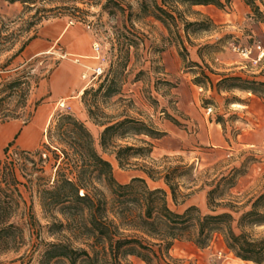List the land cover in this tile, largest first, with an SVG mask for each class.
I'll use <instances>...</instances> for the list:
<instances>
[{"label": "rangeland", "instance_id": "obj_1", "mask_svg": "<svg viewBox=\"0 0 264 264\" xmlns=\"http://www.w3.org/2000/svg\"><path fill=\"white\" fill-rule=\"evenodd\" d=\"M221 1H227L224 9L180 7L183 19L194 24L184 32L183 24H179L178 41L153 17L152 0L144 1L145 12L141 10L142 0H30L31 4L0 0V86L26 72L32 76V86L38 82L31 90L24 116L0 124L1 183L4 187L12 176L17 182L4 189H16L12 197L17 205L11 210L9 222L22 232L16 249L0 253V264H39L45 244L56 240L70 243L76 250L87 249L73 229L49 235V213L36 192L39 185L52 181L54 176L52 155L43 144H48V127L59 114H70L84 124L96 152L110 163L120 184L142 178L150 189L168 192L158 175L153 174L157 179H149L144 170L189 168L178 180L180 194L187 196L183 203L179 198L174 205L168 194V206L177 213L194 206L201 214H209L207 192L222 176L231 178L233 185L221 184L222 192L215 194V199L224 206L216 208V213L231 210L237 221L243 212L252 209L264 194V101L244 91L218 90L216 84L222 76L264 82V0H256L262 21L243 0ZM58 19L88 37L90 51L94 43L99 45L98 63L104 71L90 86L93 88L86 87L81 95L65 100L63 108L58 107L62 101L52 96L49 82L66 59L56 53L28 59L23 52L33 39L12 58L29 38L37 37L40 26ZM82 61L86 66L79 67L76 75L84 88L80 75L94 61ZM99 82L102 88L96 92ZM108 87L114 90L109 95ZM85 90L88 93L83 96ZM43 109L45 115L34 128L36 137L32 142L33 134L24 131ZM27 114L32 116L24 123ZM124 119L141 122L164 135L153 139L137 134L134 128H121L101 145L105 125ZM148 145L151 153L145 158L121 164L116 160L119 148H150ZM37 151L41 152V161L35 155ZM228 203L235 209L226 207ZM255 204V209L264 214V199ZM51 214L62 219L57 209ZM244 232L254 239L264 238V220ZM169 256L177 264H252L235 258L219 235H213L204 249L190 242H174ZM128 262L144 264L135 258H128ZM54 264L69 263L59 260Z\"/></svg>", "mask_w": 264, "mask_h": 264}, {"label": "trees", "instance_id": "obj_2", "mask_svg": "<svg viewBox=\"0 0 264 264\" xmlns=\"http://www.w3.org/2000/svg\"><path fill=\"white\" fill-rule=\"evenodd\" d=\"M142 1L141 10L145 12L147 5L144 4L145 0ZM243 1L252 14L262 21L263 15L256 0ZM8 2L31 4L30 0ZM152 3L155 20L179 41V24H183V32L194 24L183 19L180 7L213 6L224 9L227 1L160 0L157 4L152 0ZM34 37L29 38L12 58L21 54ZM179 44L182 45L181 42ZM182 49L185 51V48ZM31 79L30 73L26 72L0 86V124L19 120L24 116L31 90L38 86L37 81L32 86ZM205 79L210 82L209 78ZM100 83L96 92L102 88ZM91 88L93 87H89ZM216 88L226 92H248L264 101V82L222 76ZM113 91L108 87L106 94ZM87 93L85 90L83 96ZM31 116L27 114L24 123ZM121 128H134L137 134L153 139L164 135L141 122L124 119L116 124L105 125L100 137L101 145H105L107 138ZM46 138L48 144L44 143L43 148L51 153L52 168L55 171L52 181L46 180L38 186L36 192L44 211L49 213L47 232L50 236H58L73 229L80 235L87 249L76 250L70 243L56 240L45 244L39 264H54L59 260H65L69 264H131L128 258H135L144 264H177V260L169 256L174 242H190L198 249H204L213 235L222 238L224 246L235 258L252 264H264V238L254 239L244 232L245 228L263 222L264 214L255 209V203L264 199V194L237 221L231 210L216 213V208L224 206L215 199V194L222 192L221 184L230 187L233 185L231 178L222 176L207 192L209 214H201L194 206L177 213L170 209L167 198L169 194L174 205L178 204L179 198L182 203L186 199V195L180 194L178 185V180L190 170L186 166L165 167L162 171L144 170L149 179H157L153 174L158 175L168 192L150 189L142 178L120 184L113 176L110 163L96 152L91 133L72 115H57L48 127ZM148 146L150 148H119L115 152L116 160L121 164L132 158H145L151 153V146ZM35 155L42 160L41 152L37 151ZM2 178L4 176L0 175V253L16 249L17 240H21L22 234L20 228L9 222L11 210L17 205L12 197L16 189L13 188L15 190L10 192H5L4 189L15 186L17 182L12 176L10 182L2 187ZM225 206L235 209L230 203ZM56 209L61 220L51 214ZM30 220L33 221L32 216Z\"/></svg>", "mask_w": 264, "mask_h": 264}, {"label": "crops", "instance_id": "obj_3", "mask_svg": "<svg viewBox=\"0 0 264 264\" xmlns=\"http://www.w3.org/2000/svg\"><path fill=\"white\" fill-rule=\"evenodd\" d=\"M36 36L37 37H35L24 50L23 55L25 57L33 59L39 56L56 53L59 54L62 59L67 60L60 63L61 65L50 79L49 83L52 96L64 102L75 95H81L82 90L85 89V83L81 80L80 75V81L84 83V88H81V82H79L76 74L79 67L86 66L85 62L82 60L94 61L93 66L90 68L99 65L98 61L95 59L92 47L90 51L89 38L85 35H79L77 28L66 24L64 20L61 19L45 22L39 27ZM67 57H73L75 59L69 60ZM86 57H90V59H86ZM87 63L88 62H86V64ZM70 77H73L76 82H72ZM44 115V109L39 111L33 124L24 131L33 134L32 142L36 137L34 128L41 123Z\"/></svg>", "mask_w": 264, "mask_h": 264}, {"label": "built area", "instance_id": "obj_4", "mask_svg": "<svg viewBox=\"0 0 264 264\" xmlns=\"http://www.w3.org/2000/svg\"><path fill=\"white\" fill-rule=\"evenodd\" d=\"M92 50H93V53L95 54L96 61L100 62L101 59H100V47H99V45L97 43H94L92 45ZM103 72L104 71H103L100 63L98 66H96L94 68H86V72L81 75V80L84 81L85 88L93 86L96 82H98V80L103 76ZM58 107L63 108L64 103L59 102ZM208 112H210V109L208 110ZM262 146L264 148V141H263Z\"/></svg>", "mask_w": 264, "mask_h": 264}, {"label": "bare ground", "instance_id": "obj_5", "mask_svg": "<svg viewBox=\"0 0 264 264\" xmlns=\"http://www.w3.org/2000/svg\"><path fill=\"white\" fill-rule=\"evenodd\" d=\"M87 59H90V57H87ZM92 59V58H91ZM23 144V143H22Z\"/></svg>", "mask_w": 264, "mask_h": 264}]
</instances>
